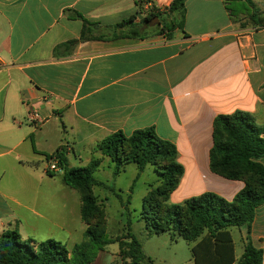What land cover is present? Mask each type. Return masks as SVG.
<instances>
[{
  "label": "crops",
  "instance_id": "obj_1",
  "mask_svg": "<svg viewBox=\"0 0 264 264\" xmlns=\"http://www.w3.org/2000/svg\"><path fill=\"white\" fill-rule=\"evenodd\" d=\"M172 1L0 0V238L72 233L57 204L72 192L48 172L56 153L69 161L67 133L95 148L117 132L154 129L185 169L173 204L205 193L232 201L245 187L213 172L210 156L218 116L247 113L264 128V0H251L255 9L239 0L237 13L230 0H188L173 32L146 20ZM237 229L264 264V204L250 229Z\"/></svg>",
  "mask_w": 264,
  "mask_h": 264
},
{
  "label": "trees",
  "instance_id": "obj_2",
  "mask_svg": "<svg viewBox=\"0 0 264 264\" xmlns=\"http://www.w3.org/2000/svg\"><path fill=\"white\" fill-rule=\"evenodd\" d=\"M187 1L173 0L167 12L155 10L146 20L159 19L167 32L177 28L182 30ZM246 1L255 9L251 0ZM174 13L181 14L179 22L170 19ZM90 25L85 21L83 40L88 38ZM213 136L210 156L213 172L245 182V187L232 201L205 193L182 204L171 205L170 196L177 189L185 169L178 162L176 146L160 138L152 128L138 130L129 136L117 132L98 147L116 164V174L120 173L121 166L134 163L140 173L151 165L161 177V185L147 196L149 212L144 213V219L149 236L169 233L172 240L195 243L192 248L195 264H263V251L251 243L236 260L229 229H250L257 208L264 204V164L261 162L264 160V128L255 123L252 115L236 112L215 119ZM54 156L63 170L64 184L80 195L81 219L87 228L85 239L70 251L65 243L56 239L42 243L34 240L22 242L16 231H7L0 238V264H92L112 243L119 244L123 264L152 263L131 231L124 238L107 236L106 213L93 191L95 186L101 185L94 177L100 161L92 160L85 167L70 168L64 151Z\"/></svg>",
  "mask_w": 264,
  "mask_h": 264
},
{
  "label": "rangeland",
  "instance_id": "obj_3",
  "mask_svg": "<svg viewBox=\"0 0 264 264\" xmlns=\"http://www.w3.org/2000/svg\"><path fill=\"white\" fill-rule=\"evenodd\" d=\"M230 3L235 13L242 7L239 0H230ZM175 19L179 22L181 17L176 15ZM61 147L69 150L70 168L85 167L92 160L100 161V167L94 177L101 185L95 186L93 191L98 204L106 213V230L109 238H124L131 231L141 243L145 255L152 260V263L147 264H194L190 243L182 239L172 240L169 233L153 236L147 233L144 219V213L149 212L147 196L150 191L157 190L161 185V177L153 166L148 165L140 173L137 165L130 163L121 166L120 173L116 174V164L109 157L104 156L98 146L92 148L86 141L75 140L71 133L63 135ZM44 162L47 163L46 160ZM54 175V186L57 183L60 188H64L63 170H59ZM65 190L72 193L67 195L66 192H60L57 204L61 218H66L67 226L72 233L69 236L68 233L59 231L55 232L52 238L65 243L71 251L76 244L85 239L87 228L81 220L79 193L70 187ZM169 203L182 204H173L171 201ZM57 204L54 200L55 207ZM232 235L236 241L237 257L240 258L244 252V244L241 242L239 230L232 228ZM45 239L48 238H44L41 242ZM118 254L119 244H109L93 264H122Z\"/></svg>",
  "mask_w": 264,
  "mask_h": 264
},
{
  "label": "built area",
  "instance_id": "obj_4",
  "mask_svg": "<svg viewBox=\"0 0 264 264\" xmlns=\"http://www.w3.org/2000/svg\"><path fill=\"white\" fill-rule=\"evenodd\" d=\"M31 119L35 121H40L39 114L37 112H33L31 114ZM59 170H61V168L59 166L58 158L56 156H51L48 159V172H58Z\"/></svg>",
  "mask_w": 264,
  "mask_h": 264
},
{
  "label": "water",
  "instance_id": "obj_5",
  "mask_svg": "<svg viewBox=\"0 0 264 264\" xmlns=\"http://www.w3.org/2000/svg\"><path fill=\"white\" fill-rule=\"evenodd\" d=\"M156 20H158L157 18H155Z\"/></svg>",
  "mask_w": 264,
  "mask_h": 264
}]
</instances>
